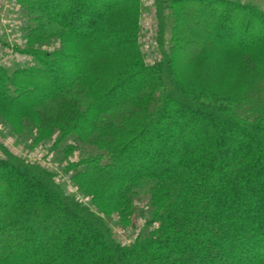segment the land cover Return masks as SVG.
Listing matches in <instances>:
<instances>
[{
	"label": "trees",
	"instance_id": "1",
	"mask_svg": "<svg viewBox=\"0 0 264 264\" xmlns=\"http://www.w3.org/2000/svg\"><path fill=\"white\" fill-rule=\"evenodd\" d=\"M19 2L28 42L50 36L46 18L66 29V42L54 52L22 48L37 57L35 66L0 65V102L38 109L87 90L92 103L75 110L54 151L72 150L64 144L70 137L78 145L94 136L108 145L68 163L72 180L94 185L100 205L127 198L139 181L158 187L146 211L134 201L120 211L127 224L137 213L144 220L124 243L103 212L67 195L42 163L30 164L0 142V264H264L261 4L154 0L159 26L146 48L139 38L145 0L95 6L87 21L79 19L85 32L68 21L82 12V0H61L53 13L43 0ZM71 40L82 48L66 45ZM243 56L255 70L234 66L226 85L210 83L214 63ZM114 57L125 59L118 69L90 70L92 62ZM199 58L209 69L186 80L182 64ZM121 106L135 113L108 118Z\"/></svg>",
	"mask_w": 264,
	"mask_h": 264
},
{
	"label": "rangeland",
	"instance_id": "2",
	"mask_svg": "<svg viewBox=\"0 0 264 264\" xmlns=\"http://www.w3.org/2000/svg\"><path fill=\"white\" fill-rule=\"evenodd\" d=\"M6 1H15L19 10H17L14 6H11V9L7 8L0 10V24L3 26L0 31V47H2V51L0 53H6V48H4L5 45L3 44L5 43L7 46V39L13 40L12 45L9 46L11 48L10 53L13 52V54H15V52H22L21 49L27 48L26 45L29 46L28 48L30 51L34 52L39 50L54 52L62 47V43L67 34L66 29L59 26L56 22H51L47 18L45 21L49 24L43 29V31L48 32L50 36L42 40L33 38L31 39V42H28V40L24 38L28 31L25 29L26 17L23 13L24 11L21 3L19 0ZM43 1L47 6L46 9L53 13L60 5L61 0ZM115 1L118 0H104L103 2L96 0H82V12L75 14L76 19L74 21H71V19L68 21L79 32H85L87 29L83 24L84 22L81 21H87L89 16H91L95 11V6L101 7ZM255 1L261 4L264 9V0ZM0 4H2V1H0ZM145 5L147 9L143 11V16L141 15L140 17L141 30L139 31V38L140 42L143 45L146 44L147 48L149 45L153 44V42H151L152 40L149 39L153 36V33L156 34L159 25L154 0H145ZM79 19H81V21H79ZM169 32L170 29L167 33ZM249 38L251 40L254 39L251 34ZM168 39L169 38L165 41V46H168L169 44ZM66 45L74 47L73 50L77 48L81 49L83 46L82 43L76 42L75 40L67 42ZM155 45L157 46V43H155ZM36 58L37 57L32 55L31 58H28L26 61L24 60V62L14 59H9L7 62V59L1 57L0 65L2 67L4 66L6 69L11 67L14 69L16 66L30 67L37 64ZM124 60L117 59L116 57L105 58L99 61L97 60V62H92L93 64L91 65L90 70L96 71L97 73H107L110 70L112 71L113 69H118L124 63ZM147 60H150L149 57L146 58V61ZM219 63H214V66H218L215 68L214 77L210 78V83L215 87L226 85V79H224V77L234 66L241 68L244 66H252L254 70L256 69L255 65H253L250 60L244 56L240 58H228L221 64ZM188 64L189 61H186L181 66L182 74L186 80H193L194 78H197V76L204 69H209V66L207 67V63L202 58L191 62L190 65ZM241 78L240 73L236 74L233 78H229L228 83L238 81ZM91 103L92 99L85 89H78L75 93L71 94L64 100L52 102L48 106H43V108L38 109H32L30 107H10L0 102V142L3 143V147L8 148V150L16 156H20L18 154L21 153H26L29 154L28 157L34 156L38 160H43L42 155L41 157H39V155L44 153L47 154L48 156L45 158L46 160L41 161L42 164L40 165L42 168L53 174L55 183L61 186L67 195H73L76 197V200L84 202L96 211V213L100 214L103 212L106 222L112 226L114 230L113 232L118 236V238H121L124 243H129L134 240L133 234L137 231L139 232L142 228L141 224L144 223V220H142V217L137 213L136 216L131 218L130 224H127L121 220L120 211L126 207L128 202L131 201H134L137 208L145 209L146 211L148 207H145V205H147L145 200H152L154 191L158 187V182L151 180L139 181L131 187L127 198L100 205V203H97L96 200H93V196L96 194L95 186L86 185L84 180H78L76 182L73 181V173L71 171H68L67 173L65 168H67L68 163L70 162L77 163L82 158L86 159L87 157L96 154L98 151L100 152L101 150H106L108 141L106 139L100 140L94 136L78 145V142L76 143V139H72V137H70V139H68L69 141H64V144L73 146L72 150L63 153V147L61 146L59 147V151H56L57 153L54 151V149H56V143H58L62 135L65 133L64 129L68 130V126L72 124L69 123L75 110H83ZM126 111L127 113H135V109L132 107L121 106L108 118L120 119L122 114ZM182 138L180 141L185 139L184 136H182ZM50 151L54 153L53 156H51ZM22 156L21 158L28 160L30 164L35 163L31 159H28L27 157L25 158V155L23 157ZM81 184L86 186L80 187ZM97 184L104 183L99 182ZM44 228L45 227L42 226L38 233L43 234ZM259 252L254 253L257 254Z\"/></svg>",
	"mask_w": 264,
	"mask_h": 264
},
{
	"label": "built area",
	"instance_id": "3",
	"mask_svg": "<svg viewBox=\"0 0 264 264\" xmlns=\"http://www.w3.org/2000/svg\"><path fill=\"white\" fill-rule=\"evenodd\" d=\"M0 1H2V4H0V10H2V9H7V8H9V9H11V6L13 7H16V9L17 10H19V7H17V3L15 2V1H12V2H10V1H6V0H0ZM5 16V15H4ZM3 16V17H4ZM2 17V18H3ZM4 19V18H3ZM2 25L0 24V31H1V29H2ZM151 33V32H150ZM6 42H7V46H6V44L4 43L3 45H5L4 46V48H6V53L4 54V53H0V59H1V57L2 58H5V59H7V62L9 61V59H14V60H21L22 62H24V60L26 61L27 59H28V57L26 56V54H23V53H21V52H15V54H13V52L12 53H10V45H12V42H13V40H6ZM1 46V45H0ZM2 47H0V52L2 51V49H1ZM6 56V57H5ZM11 57V58H10ZM16 154H18V153H16ZM22 154V153H21ZM21 154H18V155H21ZM23 156L25 155V157H27L28 159H31L32 161H35V162H39V163H42L41 161H45L46 159V157L48 156L47 154H40L39 155V157H41V155H42V159L43 160H38L36 157H34V156H29L28 157V155L29 154H22ZM43 156H45V157H43ZM51 156H52V154H51Z\"/></svg>",
	"mask_w": 264,
	"mask_h": 264
}]
</instances>
